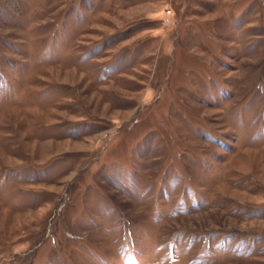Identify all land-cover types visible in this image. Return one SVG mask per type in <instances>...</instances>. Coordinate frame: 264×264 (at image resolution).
<instances>
[{
  "label": "rangeland",
  "instance_id": "374dc122",
  "mask_svg": "<svg viewBox=\"0 0 264 264\" xmlns=\"http://www.w3.org/2000/svg\"><path fill=\"white\" fill-rule=\"evenodd\" d=\"M0 264H264V0H0Z\"/></svg>",
  "mask_w": 264,
  "mask_h": 264
}]
</instances>
